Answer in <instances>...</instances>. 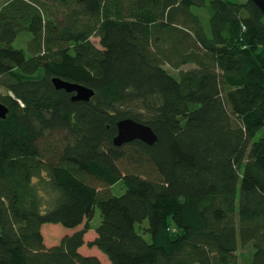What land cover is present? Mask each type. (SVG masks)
Here are the masks:
<instances>
[{
    "label": "trees",
    "instance_id": "1",
    "mask_svg": "<svg viewBox=\"0 0 264 264\" xmlns=\"http://www.w3.org/2000/svg\"><path fill=\"white\" fill-rule=\"evenodd\" d=\"M54 77L94 96L73 102ZM1 104L0 264H101L84 244L110 264H264V16L252 1L0 0ZM127 118L157 142L115 147ZM45 224L83 227L47 248Z\"/></svg>",
    "mask_w": 264,
    "mask_h": 264
},
{
    "label": "water",
    "instance_id": "2",
    "mask_svg": "<svg viewBox=\"0 0 264 264\" xmlns=\"http://www.w3.org/2000/svg\"><path fill=\"white\" fill-rule=\"evenodd\" d=\"M253 4L262 12L264 16V0H250ZM52 86L57 90H63L64 92L72 94L71 100L73 102L82 101L88 102L94 95L93 90L86 88L78 83H70L63 81L60 78L54 77L51 80ZM8 113V109L1 104L0 105V119H4ZM117 134L114 136L113 145L115 147H121L123 144L131 143L133 140H139L143 144L152 146L157 142L158 137L147 125H142L133 119H121L116 123Z\"/></svg>",
    "mask_w": 264,
    "mask_h": 264
},
{
    "label": "rangeland",
    "instance_id": "3",
    "mask_svg": "<svg viewBox=\"0 0 264 264\" xmlns=\"http://www.w3.org/2000/svg\"><path fill=\"white\" fill-rule=\"evenodd\" d=\"M226 1L234 2V3L235 2L241 3V2H244L245 0H226ZM243 29H244V27H243ZM21 35L19 37H17L12 42L13 47L16 48V49H20L22 47H25V42H26V40L28 41V38L29 37L27 35H24V34H21ZM90 41L93 43V45L95 47H98V48L100 47L99 40H98L97 37H94V36L91 37L90 38ZM26 53H27V51H26ZM191 67H192L191 65H184V67H182L181 69L182 70H184V69L186 70V69H189ZM164 68L166 70H168L169 73L175 79H178V71H174V70L172 71L171 69L168 68V66L166 64L164 65ZM110 191H111L110 193H111L112 196H114V195L115 196L122 195L124 193V186H123L122 182H119V183L113 185V187L110 188ZM94 214L95 215L93 217V220L90 222V225L92 227H96L100 223V213L98 212V209L97 208H95ZM143 224L145 225V227H147L148 222L147 221H144ZM82 227L83 226H80V227H78L76 229H67V228H64L63 226L54 225V224H50V225L45 224V225H42L41 226V234H42V238H44V242L43 243H44V245L47 248H50L51 246H55V245H57L60 242V240H61V238L63 236L70 235V234H72V232L77 231V230L81 229ZM91 233H93V232H91ZM84 236H85L84 237V240L86 242L92 241L93 238H94V236L91 235L89 232L86 233ZM146 239L148 240V237H146ZM83 247L84 248L80 252V254L82 256H84V255L86 256L88 254H91L90 252L93 251V253H96L100 257L99 258L97 256L99 258L101 264H110L109 261H108V259H107V257L103 256L97 250V248H94V249H91L90 250L87 246H83Z\"/></svg>",
    "mask_w": 264,
    "mask_h": 264
},
{
    "label": "crops",
    "instance_id": "4",
    "mask_svg": "<svg viewBox=\"0 0 264 264\" xmlns=\"http://www.w3.org/2000/svg\"><path fill=\"white\" fill-rule=\"evenodd\" d=\"M91 232H93V233H91ZM87 233H88V232H87ZM89 233H90L91 235H93L94 238L96 237V235H95V231H94V230H90ZM70 235H71V234H70ZM94 238H93V240H94ZM85 242H86V241H85ZM89 242H90V241H89ZM86 243H87V242H86ZM44 246H45V245H44ZM83 246H85V244H84ZM83 246H82V248H80V249L78 250L79 254H80L81 250L84 248ZM45 247H46V246H45ZM94 248H95V247H94ZM94 248H92V249H94ZM90 250H91V249H90ZM90 253H91V254H88V255H86V256H92V257H97V256H98L96 253H93V251H91ZM80 255H81V254H80ZM84 256H85V255H84ZM84 256H83V257H84ZM98 257H99V256H98ZM98 257H97V258H98ZM99 258H100V257H99ZM99 258H98V259H99Z\"/></svg>",
    "mask_w": 264,
    "mask_h": 264
},
{
    "label": "built area",
    "instance_id": "5",
    "mask_svg": "<svg viewBox=\"0 0 264 264\" xmlns=\"http://www.w3.org/2000/svg\"><path fill=\"white\" fill-rule=\"evenodd\" d=\"M243 29V28H242Z\"/></svg>",
    "mask_w": 264,
    "mask_h": 264
}]
</instances>
